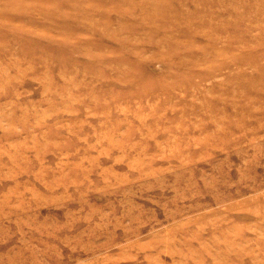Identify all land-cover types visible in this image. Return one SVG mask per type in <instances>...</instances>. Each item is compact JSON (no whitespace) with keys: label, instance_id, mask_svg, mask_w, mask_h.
I'll return each mask as SVG.
<instances>
[{"label":"rangeland","instance_id":"1","mask_svg":"<svg viewBox=\"0 0 264 264\" xmlns=\"http://www.w3.org/2000/svg\"><path fill=\"white\" fill-rule=\"evenodd\" d=\"M0 264H264V0H0Z\"/></svg>","mask_w":264,"mask_h":264}]
</instances>
